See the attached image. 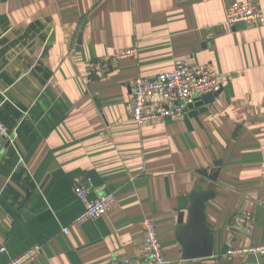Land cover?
<instances>
[{
    "label": "crops",
    "instance_id": "1",
    "mask_svg": "<svg viewBox=\"0 0 264 264\" xmlns=\"http://www.w3.org/2000/svg\"><path fill=\"white\" fill-rule=\"evenodd\" d=\"M243 1L0 0V123L11 132L0 135V264L36 246L24 264H144L145 218L166 264H264L228 254L264 245V21L228 25ZM125 50L135 54L115 58ZM178 60L212 64L220 91L196 114L134 122L130 81ZM79 182L116 203L78 223ZM212 184L213 255L196 232L186 254L180 213L187 223L189 195Z\"/></svg>",
    "mask_w": 264,
    "mask_h": 264
},
{
    "label": "built area",
    "instance_id": "2",
    "mask_svg": "<svg viewBox=\"0 0 264 264\" xmlns=\"http://www.w3.org/2000/svg\"><path fill=\"white\" fill-rule=\"evenodd\" d=\"M226 14V23L230 26H235L240 22L253 24L264 21V13L258 9L253 0L232 3L228 6ZM134 54V50H125L117 52L114 56L121 59ZM130 85L132 88L129 103L131 115L133 121L139 125L179 119L188 113L184 110V106L194 104L197 98L215 94L221 89L218 73L212 64H189L185 60L176 61L172 70L153 76L135 77L130 81ZM154 96H157L159 100L151 103L150 99ZM0 135H11L10 130L2 123H0ZM74 192L84 205V211L77 219L78 223L103 216L117 200L115 192L91 198L92 188L86 183H75ZM240 219L246 234L251 235L254 230L253 215L244 213L240 215ZM142 225L144 231L142 262L144 264H166L156 224L151 218H145ZM4 249L2 247L0 250ZM39 251L40 247L36 246L7 264H24L35 258ZM248 251L264 254V245L238 251L231 249L228 254Z\"/></svg>",
    "mask_w": 264,
    "mask_h": 264
},
{
    "label": "water",
    "instance_id": "3",
    "mask_svg": "<svg viewBox=\"0 0 264 264\" xmlns=\"http://www.w3.org/2000/svg\"><path fill=\"white\" fill-rule=\"evenodd\" d=\"M243 26L244 22H240L235 26ZM214 94H207L200 98H197L194 104L184 106V110L189 114H196V107H200L203 103H210ZM7 138V135L3 136ZM214 185L212 184L208 189L204 190L200 186H197L193 192L189 195V207H188V220L184 223V213H180V228H179V239L185 249V253L188 254V250L192 248L193 244L186 238V233L193 234L194 232L201 234L204 238V244L201 245V254L203 256H212V229L207 223L206 205L207 202L214 196ZM192 239V237H191Z\"/></svg>",
    "mask_w": 264,
    "mask_h": 264
}]
</instances>
